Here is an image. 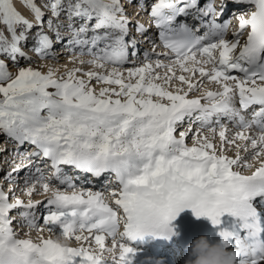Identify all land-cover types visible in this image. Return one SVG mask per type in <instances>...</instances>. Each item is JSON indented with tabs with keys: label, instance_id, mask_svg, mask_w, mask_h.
Here are the masks:
<instances>
[{
	"label": "snow or ice",
	"instance_id": "1",
	"mask_svg": "<svg viewBox=\"0 0 264 264\" xmlns=\"http://www.w3.org/2000/svg\"><path fill=\"white\" fill-rule=\"evenodd\" d=\"M235 2L253 4L255 11L239 16V29L233 33L236 38L229 41L224 38L228 21L217 22L225 7L223 0L220 12L211 0L202 8L197 7L198 0H157L150 15L160 30L164 47L175 55V60L167 64L156 60L155 65L148 62L129 68L127 80L115 67L107 74L85 73L89 81L95 78L105 85H118V90L102 87L97 93L75 75L81 71L79 68L68 70L67 78H57L51 67L47 73L20 67L13 76L0 60V132L20 145L25 142L35 145L38 151L30 155L42 154L51 161L53 169L45 178L37 168L40 175L24 190L31 197L36 183L41 182L43 192L50 193L44 206L43 224L38 223L40 217L31 211L41 201L29 199L25 203L16 198L10 203L8 194L0 189V264H131L136 249L127 240L145 233L173 232L170 222L185 208H191L197 218L208 217L214 226H219L220 240L233 250L236 264H264V216L256 207L257 201L264 206V159H260L264 156V0ZM23 3L42 28L41 9L33 0ZM48 6L53 16L58 17L62 0H52ZM193 8L196 18L207 29L203 35H196L186 23H175L178 16L188 15ZM67 12L69 20L72 17L84 20L78 28L69 23L70 45L95 46L101 40L111 41L97 53L89 48L94 58L81 63L103 68L107 63L128 62L124 37L129 21L123 15L120 0H75L69 3ZM93 19L95 23L89 26ZM0 23L12 33L11 41L0 33V53L9 54L14 62L17 55L30 59L19 48L21 40H26L25 33L16 35L14 26L23 24L30 30L33 24L15 9L12 0H0ZM48 26L53 27L51 20ZM58 28L56 36L60 40ZM245 28L249 31L241 45L239 37ZM100 29L118 31L120 35L106 31L90 39L81 38ZM137 30L144 28L138 24ZM132 44L134 47L135 41ZM50 48L51 39L39 32L34 50L42 57L54 56ZM149 55L146 52L145 58ZM208 64L212 67H205ZM155 68L167 71L163 77L158 72L153 75ZM177 68L181 73L178 76ZM234 70L242 76L232 75ZM196 73L220 85V90H205L203 96L189 98V93L198 86L192 79ZM173 79L187 85V90L181 86L170 90L168 86ZM158 80L163 83H157ZM50 88L54 91H49ZM237 96L242 109L260 106L252 120L240 115L234 105ZM221 116L234 120L240 129L232 139L227 136L229 129L220 123ZM213 117L218 131L212 126ZM185 119L200 124L191 146L185 142L191 127L181 131L179 138L175 135L177 126ZM253 124L260 128L255 137L248 134ZM203 128H208L213 139L219 136V153L213 139L201 135ZM236 140L250 142L253 158L259 161V167L250 175L234 170L237 165L252 167L247 162L241 165L243 157L239 153L235 158L224 154L225 144L240 147ZM244 150H249L247 144ZM62 166L94 177L112 173L120 187L110 193L113 197L110 203L102 191L78 188L70 177L62 178ZM53 178L59 186L51 184ZM18 207L25 209L20 216L28 228L37 231L35 240L27 234L26 238H19L13 229L10 211ZM224 213L233 219L222 223ZM121 222L123 231H119ZM45 230L58 234L57 238L45 237ZM60 237L66 241L75 239L81 242L80 246L62 244ZM107 238H111L110 247L106 246ZM245 242L249 251L241 252L240 246ZM106 252L111 254L110 258L104 255Z\"/></svg>",
	"mask_w": 264,
	"mask_h": 264
},
{
	"label": "rangeland",
	"instance_id": "2",
	"mask_svg": "<svg viewBox=\"0 0 264 264\" xmlns=\"http://www.w3.org/2000/svg\"><path fill=\"white\" fill-rule=\"evenodd\" d=\"M40 1H42V0H33V2L36 4V6L37 7H39V3H41ZM44 1V0H43ZM65 1H67V0H62V7H64V5H65ZM71 1V0H70ZM72 3H75V0L72 2ZM124 3H125V1H124ZM124 3H121V0H120V4L122 5V7H123V10H125L126 12H129L130 13V10H131V6L129 7L128 5H126V7H124ZM26 10H25V12H21L20 13V9H18L17 11L22 15V16H24L27 20H30V17H29V15H30V8H28V7H26L25 8ZM141 9H142V7H141ZM143 10V9H142ZM61 12V11H60ZM141 14V15H140ZM137 15H138V11H137ZM44 17H45V15H44ZM138 17H143V18H145V15H144V13H143V11H141L140 13H139V15H138ZM52 21V20H51ZM31 22V21H30ZM32 22H33V20H32ZM53 22V21H52ZM33 24V23H32ZM16 27H17V25L15 26V29H16ZM40 28V30H42L43 31V33L44 34H49L48 33V30H45L44 28H41V27H38V29ZM31 30V29H30ZM15 32H16V35L18 34V35H20L22 32L23 33H25V36H26V34H27V30L26 29H22V28H18V29H16L15 30ZM0 33H2L3 34V36L5 37V38H7L9 41H11V39H12V33L11 32H9V30H8V27H7V25H5V24H3V23H0ZM28 38H26V40H27ZM26 40H21V45H30L31 43H32V41L30 40V43L29 42H26ZM29 43V44H28ZM33 44V43H32ZM31 44V45H32ZM35 46H36V44H33L32 46H28V49L30 50V49H32L33 47L35 48ZM34 54L33 52H30V54L29 55H32V54ZM55 55L53 56V55H47V56H43V58H42V60L41 59H39V58H37V57H35V56H27L28 58H30V59H25L24 57H21V56H19V55H17V57H16V61L14 62L13 60H12V58L10 57V55L9 54H6V53H3V54H0V60H2L4 63H5V65H6V67H7V69H8V71L10 72V73H12L13 74V76L15 75V74H17V72H18V70H19V68L20 67H32V68H34V69H36V70H39V71H41L42 73H47V71H48V69L49 68H45V66H42L45 62H49V65L51 64V68H53L54 70L56 69V66H58L57 68H59L58 70L60 71H58L59 73L57 74V73H55V75H56V77L57 78H61V77H63V78H67L66 77V73H67V71L65 70V69H68L69 68V70H71V69H73V68H79L81 71H79V72H77V73H75V75L77 76V77H79V78H81V79H84L86 82H87V84H88V86L89 87H91V88H93V89H95V91L98 93L99 92V90H100V88H102V87H113V88H117V90H118V88H119V86L118 85H105V84H103V83H101V82H98L95 78H93V79H91L90 81H89V79H88V77L85 75V73H87V72H89V71H94V72H98V73H104V74H106V73H108V72H110L111 70H112V67L111 66H107V65H105L103 68H100V67H96V66H94V65H92V64H89V63H81L80 61H88V60H91L92 58H91V56L89 55V54H85V53H79V52H77V53H75V54H73V53H69V52H66V53H64V52H60V53H54ZM151 54V53H150ZM161 54H163V55H160V54H151L152 55V58H149V60H144V61H141L140 59H138L136 62L133 60L132 62H131V60H128V62L127 63H124L123 64V66L125 65V66H127L128 65V67H126V68H121V69H119L123 74H124V78L127 80V69H129V68H133V67H139V66H142L143 64H145V63H147L148 61L149 62H154L155 60H162L164 63H166V59H168V61H170V59L171 60H175V59H173V58H171V57H169V56H167V55H164L165 54V52H161ZM73 57V58H72ZM45 61V62H44ZM43 63V64H42ZM67 64L69 65V67H66L67 66ZM77 64V65H76ZM46 65V64H45ZM64 66V67H63ZM123 66H120V65H118V67H123ZM66 67V68H65ZM84 69V70H83ZM178 69V68H177ZM177 69H176V73H177ZM97 70V71H96ZM99 70V71H98ZM66 73H65V72ZM125 71H126V73H125ZM167 71V69L166 68H157L156 70H154V72H153V75H155L157 72L161 75V77H163L164 76V72H166ZM163 72V73H162ZM162 73V74H161ZM196 75H199V74H196ZM195 79V78H194ZM207 79V78H206ZM206 79H204V80H202V81H200V83H202V87L201 86H199L196 90H194V91H192V92H190L189 93V98H191V97H197L199 94H201L202 93V91H204V90H200L201 88H204L205 87V89L207 88V90L210 88V89H213V88H217V85H212V83H210L211 81H209L208 80V82H205L206 81ZM96 81V82H95ZM135 81V78H133V82ZM204 81V82H203ZM98 82V83H97ZM157 83H163V80H158V81H156ZM176 84H175V83ZM177 82H179V81H177L176 79H173L172 80V82H171V85H169L168 87H169V89L170 90H175V86H179V84H180V82L179 83H177ZM200 83H199V85H200ZM207 84H209V86L207 85ZM175 85V86H174ZM204 85V86H203ZM180 86H181V84H180ZM183 86V85H182ZM181 86V87H182ZM187 86V85H186ZM186 86H185V88H186ZM213 87V88H212ZM214 90V89H213ZM217 90H218V88H217ZM49 91H54V89H49ZM195 94V95H194ZM203 94H204V92H203ZM203 94H202V96H203ZM122 99H123V97H122ZM0 135L1 136H4L5 134L4 133H1L0 132ZM201 135H203V132H201ZM216 138V137H215ZM214 138V139H215ZM2 139L3 138H0V148H3V147H6V145H9L10 144V141H7V140H5L6 141V143H5V141H2ZM213 142L214 143H216V140H213ZM239 142V143H238ZM238 142H236V144L238 145V144H240V143H244V141H238ZM6 144V145H5ZM247 144V146H250V143H246ZM11 145V144H10ZM232 146H234V145H232ZM22 147H23V144H22ZM24 147H25V145H24ZM231 147V146H230ZM234 148V150L235 151H239L240 150V148L241 147H239V148H237L236 146L235 147H233ZM232 148V149H233ZM232 149H230V151L232 150ZM8 151H10L9 149H8ZM225 151H228V150H225ZM11 152V151H10ZM254 160H256V159H254L252 156L251 157H249L248 158V161H254ZM247 168V167H246ZM0 181H1V183H3V184H1L0 185V189H2L4 192H6L7 194H8V200L9 201H12L13 200V198H14V196H16V198H19V199H21V200H23L22 199V197H21V195H26V193H25V191L24 190H22V192H20V193H17V194H12V193H9L8 191H7V188H6V186H5V184H6V182L5 181H7V179L5 180V181H3V180H1L0 179ZM31 185V184H30ZM10 191V190H9ZM38 191H35L33 194H32V198H33V201H36V200H39L38 198L41 196V194H39V193H37ZM40 192H43V190L42 191H40ZM21 194V195H20ZM24 202H25V200H23ZM14 202V201H13ZM25 203H27V202H25ZM15 215H17V212L16 211H14V210H12V213H10V216L13 218V216H15ZM40 224H43V221L42 222H40ZM18 234V237L19 238H26V234L27 235H30L31 236V238L32 239H36L37 238V236H38V233H37V231L35 230V229H29L28 228V226L27 227H23L21 230H19V233H17ZM44 234H51L52 236H53V238L55 239V237H54V234H52V233H48L46 230L43 232V235ZM49 236V235H48ZM45 237H47V236H45ZM57 237V236H56ZM94 244V243H93ZM106 246H108V247H110L111 246V240H109V239H106Z\"/></svg>",
	"mask_w": 264,
	"mask_h": 264
},
{
	"label": "bare ground",
	"instance_id": "3",
	"mask_svg": "<svg viewBox=\"0 0 264 264\" xmlns=\"http://www.w3.org/2000/svg\"><path fill=\"white\" fill-rule=\"evenodd\" d=\"M131 2H133V1H131ZM131 2H128V3H131ZM12 3H13V6L15 7V9L16 10H18V9H20V13L22 12H25V8L27 7L24 3H23V0H12ZM122 3V2H121ZM126 4H127V1H125V3L123 4L124 5V7H126ZM132 4V3H131ZM36 5V4H35ZM129 5V4H128ZM130 7V6H129ZM133 7V6H132ZM141 7L143 8V5H137V7H136V12L138 11V15H139V13L142 11V9H141ZM29 8V7H28ZM249 12H246L248 15L253 11V10H248ZM239 12H241L240 13V15H245V12H244V9L242 10H239V11H237L236 12V14L237 13H239ZM123 15L124 16H128V17H130L131 15L132 16H135V14H134V9L132 10V12H130V13H125L124 12V10H123ZM138 15H137V17H138ZM248 15H245V16H248ZM29 17H30V20L29 21H35L36 22V24H34L33 22V27L31 28V29H33L34 27H41L39 24H38V22H37V19H36V17H35V15H34V13L32 12V10L30 9V15H29ZM134 18V17H133ZM143 18V17H142ZM141 18V19H142ZM140 19V17H138V21H140L141 23H142V20ZM42 21H43V26H42V28H44L45 30H47L45 27H44V18H42ZM231 21H232V18H231ZM16 26V25H15ZM14 26V27H15ZM148 28V27H147ZM40 29V28H39ZM38 29V30H39ZM41 32H43L42 30H41ZM129 33H133V32H131L130 30H129ZM146 33V32H145ZM18 35V34H17ZM48 37H50V34H46ZM145 35H147V33L145 34ZM19 36V35H18ZM29 40H30V38H29ZM149 39L148 38H143L142 39V42H144V43H147V41H148ZM32 44V43H31ZM30 44V45H31ZM19 46H21V47H24V49L26 50V49H28V46L29 45H21V42L19 43ZM139 50H141L140 48H139ZM32 54V53H31ZM167 56H169V57H171L169 54L167 55ZM149 57H151L152 58V55L150 54L147 58H148V60H149ZM42 58L43 57H41L40 59L42 60ZM142 59L143 58H140V60L142 61ZM168 59H166L165 61H166V64L167 63H172L173 62V60H171L170 59V61H167ZM133 60H131V62H132ZM156 61V60H155ZM155 61L154 62H152L153 63V65H155ZM45 62V61H44ZM149 62V61H148ZM147 62V63H148ZM43 64V63H42ZM46 64V65H45ZM70 65V64H69ZM69 65L67 64V66L66 67H69ZM77 65V64H76ZM42 66H45V68H49V67H51V64L49 65V62H45ZM120 66H123V65H120ZM58 66H56V71H55V73H59L60 71L58 70L59 68H57ZM64 67V66H63ZM65 67V68H66ZM112 67V66H111ZM118 68V69H121V68H126V67H128V65L127 66H123V67H118V65L117 66H113L112 68ZM205 67H207V68H211L212 67V65L211 64H208V65H205ZM157 68H155L154 70H156ZM66 71H68L69 70V68L68 69H65ZM84 70V69H83ZM59 71V72H58ZM97 71V70H96ZM99 71V70H98ZM65 72V71H64ZM177 72H179V69H177ZM66 73V72H65ZM125 73H126V71H125ZM163 73V72H162ZM161 73V74H162ZM165 73V72H164ZM107 74V73H106ZM185 75H188L187 73H185ZM195 78V79H194ZM192 79H193V82L194 83H197V88L199 87V86H201L202 85V83H200V81H202V80H204V79H206V78H200V76L199 75H196L195 74V76H193L192 77ZM96 82V81H95ZM135 82V81H134ZM204 82V81H203ZM206 82V81H205ZM98 83V82H97ZM175 83V82H174ZM177 83H179V82H177ZM199 83H200V85H199ZM176 84V83H175ZM208 86H209V84H207ZM215 85H217V84H215ZM175 86V85H174ZM179 86H180V84H179ZM182 86V85H181ZM185 86L186 85H183L182 87L185 89V90H187V86H186V88H185ZM204 86V85H203ZM218 86V85H217ZM202 87V86H201ZM205 88V87H204ZM213 88V87H212ZM207 89V88H206ZM213 89H215V88H213ZM217 89V88H216ZM209 90V89H208ZM211 91H213V90H211ZM217 91V90H216ZM195 95V94H194ZM238 97V96H237ZM237 97H236V99H235V101H234V104H237ZM187 121H190V120H188L187 119ZM183 125V124H182ZM229 129V128H228ZM231 129H229V131H230ZM218 131V130H217ZM203 132V135H206V136H209V138H212L213 139V137L211 136V134L209 133V131H202ZM1 133H3V132H1ZM232 134H230V132H228L227 133V136H228V138L231 136V137H233L234 136V132H231ZM5 134V133H4ZM229 134V135H228ZM216 137V136H215ZM0 138H3L2 139V141H5V140H7V141H10V142H13V139L12 138H10V137H8L7 136V134H5L4 136H1L0 135ZM177 138H179V137H177ZM219 141V138H218V140H216V143H217V149L219 150V147H220V142H218ZM238 141H240V140H238ZM241 142V141H240ZM194 143V141L192 140V142H189L188 143V145L189 146H191L192 144ZM239 143V142H238ZM247 142H244V143H242L241 144V147H244L245 146V144H246ZM249 143V142H248ZM15 147V148H17V150H21L22 149V147L20 148V144H18V142L17 141H15V144L13 145V144H11V145H6V147H3V148H1L2 150L1 151H4V152H8V149L11 151V152H9V153H12L13 152V149L14 148H11V147ZM234 146H232L231 145V147L229 148V150L228 151H230V149H232ZM5 149V150H4ZM26 149H29V147H27ZM248 151L247 152H245V154H244V156L246 157L248 154H252L253 153V151H252V149H251V145L250 146H248ZM225 152H227V151H225ZM7 156V155H6ZM29 160V161H28ZM34 159L33 158H28V157H26L25 158V161H27L29 164H32L34 161H33ZM258 161V160H257ZM22 162H24V159H22L19 155H16V159L14 160V163H22ZM248 163V162H247ZM244 164V163H243ZM242 164V165H243ZM258 164V163H257ZM82 177V176H81ZM0 179L1 180H3V181H5L7 178H4L3 176H0ZM32 182H34V180L32 181ZM55 182L53 181V180H51V184L53 185ZM41 185V184H40ZM53 186H55V185H53ZM28 187V184L26 185V186H24L23 188L22 187H20V186H18V185H15L13 188H11V190L9 191V193L11 192V193H13V194H17V193H20V192H22V190H25V188H27ZM42 189V187H39V186H36V191H38V190H41ZM95 191H100V190H95ZM50 194V193H49ZM257 208H258V210H263L264 209V207L263 206H261L259 203H257ZM18 233V232H17ZM108 239V238H107Z\"/></svg>",
	"mask_w": 264,
	"mask_h": 264
},
{
	"label": "clouds",
	"instance_id": "4",
	"mask_svg": "<svg viewBox=\"0 0 264 264\" xmlns=\"http://www.w3.org/2000/svg\"><path fill=\"white\" fill-rule=\"evenodd\" d=\"M155 236H162L171 240L173 236H179V232L174 230L173 232ZM60 243L66 244L68 242L64 239H60ZM240 251H249L246 242L241 244ZM186 253L183 264H236L232 249L226 248L220 239L212 241L206 235H200L194 238L186 246ZM148 260L150 264H164L163 258L154 261L152 258H148Z\"/></svg>",
	"mask_w": 264,
	"mask_h": 264
}]
</instances>
